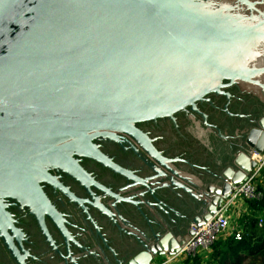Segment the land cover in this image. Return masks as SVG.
I'll return each instance as SVG.
<instances>
[{
	"label": "water",
	"instance_id": "obj_1",
	"mask_svg": "<svg viewBox=\"0 0 264 264\" xmlns=\"http://www.w3.org/2000/svg\"><path fill=\"white\" fill-rule=\"evenodd\" d=\"M232 86L264 101V0H0V224L10 221L7 200L26 208L46 201L40 183L50 169L77 177V156L111 165L94 141L141 136L137 125L175 121L187 106L199 111L209 94L230 96ZM258 126L246 143L261 153L264 119ZM150 154L145 190L170 183L180 198L198 200L202 216L184 237L163 226L156 232L148 218L141 233L149 245L125 264L178 253L255 166L240 154L236 170L227 168L221 186L204 195L199 179ZM155 206L168 219L178 212Z\"/></svg>",
	"mask_w": 264,
	"mask_h": 264
},
{
	"label": "flooded vegetation",
	"instance_id": "obj_2",
	"mask_svg": "<svg viewBox=\"0 0 264 264\" xmlns=\"http://www.w3.org/2000/svg\"><path fill=\"white\" fill-rule=\"evenodd\" d=\"M226 92L230 96L212 93L207 101L197 102L199 111L187 106L174 114L175 121L137 125L145 136L117 133L116 141H94L111 165L77 156L82 170L77 177L50 169L49 182L40 183L46 201L32 208L7 200L10 221L0 224V264H125L149 245L141 233L149 232L148 218L158 233H165L158 227L163 226L164 231L187 235L193 219L202 216L198 200L186 192L180 198L168 181L169 186L161 189L152 184L150 194L144 186L145 165L154 161L150 151L158 152L176 169L199 179V188L208 195L224 182L222 172L236 170L237 156L253 158L246 137L264 119V101L236 86ZM134 182L142 184L134 187ZM163 202L177 214L171 213L169 219L158 216L151 206Z\"/></svg>",
	"mask_w": 264,
	"mask_h": 264
},
{
	"label": "built area",
	"instance_id": "obj_3",
	"mask_svg": "<svg viewBox=\"0 0 264 264\" xmlns=\"http://www.w3.org/2000/svg\"><path fill=\"white\" fill-rule=\"evenodd\" d=\"M253 159L255 166L247 174L246 179L232 185L229 195L221 201L208 220L194 228V233L180 251L173 255L165 254L166 256L158 261L152 259L149 264H172L179 257L199 256L200 253L209 251L215 242L228 237L240 240L243 235L241 217L233 219L234 210L240 215L256 218L257 225L262 226L261 214L249 202L259 201L264 196V151L261 153L254 151Z\"/></svg>",
	"mask_w": 264,
	"mask_h": 264
},
{
	"label": "trees",
	"instance_id": "obj_4",
	"mask_svg": "<svg viewBox=\"0 0 264 264\" xmlns=\"http://www.w3.org/2000/svg\"><path fill=\"white\" fill-rule=\"evenodd\" d=\"M258 210L263 218L262 226L257 225V219L243 216L240 219L243 235L240 240L228 237L213 244L207 261L204 263L199 256L188 257L190 264H242L249 259L255 264H264V196L256 202H249Z\"/></svg>",
	"mask_w": 264,
	"mask_h": 264
},
{
	"label": "rangeland",
	"instance_id": "obj_5",
	"mask_svg": "<svg viewBox=\"0 0 264 264\" xmlns=\"http://www.w3.org/2000/svg\"><path fill=\"white\" fill-rule=\"evenodd\" d=\"M260 214V213H259ZM240 217V216H239ZM233 219H238V217H233ZM238 221V220H237ZM210 252V251H209ZM209 254L210 253H208V255H204V254H202L201 255V258H202V260H203V258H204V260H203V262L205 263L206 261H207V259H208V256H209ZM203 256V257H202ZM183 257H186V256H183ZM161 258H164L163 256H161V255H157V256H155L154 257V261H158L159 259H161ZM180 258H182V257H179V258H177L176 260H175V262L176 261H178V260H180ZM187 258V257H186ZM186 260V259H185ZM184 260V261H185ZM183 261V262H184ZM173 264V263H172ZM242 264H255V263H253L252 261H249V259H246V260H244V262L242 263Z\"/></svg>",
	"mask_w": 264,
	"mask_h": 264
},
{
	"label": "crops",
	"instance_id": "obj_6",
	"mask_svg": "<svg viewBox=\"0 0 264 264\" xmlns=\"http://www.w3.org/2000/svg\"><path fill=\"white\" fill-rule=\"evenodd\" d=\"M245 206H246V205H245ZM246 207H247V206H246ZM239 216H240L241 218L243 217V215H240V214L236 213L235 210H234V211H233V217H238V218H239ZM209 251H210V250H209ZM209 251H205V252L200 253V254H199V257L201 258V255H202V254H204V255H208V253H210ZM161 256L165 257L166 255L163 254V255H161ZM202 257H203V256H202ZM185 259H186V257H182V258H180V260H178V261H176V262L174 261L173 264H190V263H187ZM201 259H202V258H201ZM184 260H185V261H184ZM203 260H204V258H203ZM203 260H202V261H203ZM183 261H184V262H183Z\"/></svg>",
	"mask_w": 264,
	"mask_h": 264
}]
</instances>
